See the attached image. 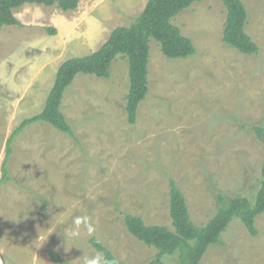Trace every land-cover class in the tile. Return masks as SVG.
<instances>
[{"label": "rangeland", "instance_id": "1", "mask_svg": "<svg viewBox=\"0 0 264 264\" xmlns=\"http://www.w3.org/2000/svg\"><path fill=\"white\" fill-rule=\"evenodd\" d=\"M247 33L259 47L244 55L223 41L227 10L219 0L195 2L173 19L196 54L165 57L150 40L149 93L135 125L127 122L129 63L117 56L109 78L78 74L62 112L76 140L36 122L13 140L2 183L6 145L22 122L44 109L61 65L97 51L118 27L130 26L148 0H80L74 11L25 4L14 10L20 26L0 27V259L4 264H68L84 250L59 233L74 215L88 214L98 240L124 264H179L176 256L138 241L124 214L172 227L169 179L186 197L196 225L220 208L219 196L254 201L264 144L252 128L264 127V0H242ZM61 205V206H57ZM55 227L51 222L55 215ZM257 236L234 218L201 264H264V215ZM87 237L78 246L96 250ZM78 264V262H73Z\"/></svg>", "mask_w": 264, "mask_h": 264}, {"label": "trees", "instance_id": "2", "mask_svg": "<svg viewBox=\"0 0 264 264\" xmlns=\"http://www.w3.org/2000/svg\"><path fill=\"white\" fill-rule=\"evenodd\" d=\"M204 0H148L143 12L130 26L114 29L108 40L95 52L66 60L59 68L54 85L49 92L44 109L38 115L22 122L11 135L6 145V156L2 164V180L7 182L9 172L8 159L12 153L15 137L28 125L36 122L50 124L58 131L70 135L76 140L72 127L62 112V102L66 90L73 84L78 74L109 78L111 66L117 56L123 55L129 63L130 88L126 97L127 122L135 125L138 109L149 93L150 40L161 46L165 57L171 60L186 59L196 54L195 47L188 37L173 24V19L189 9L195 2ZM227 10L223 30V41L229 47L244 55H255L259 47L247 33L248 11L242 0H219ZM25 4H38L47 7L57 6L61 10L74 11L80 0H0V27L20 26L14 10ZM257 138L264 144V127L252 128ZM170 217L172 227L154 224L148 225L141 216L124 214V224L128 232L138 241L158 251V257L176 256L179 264H201L211 246L221 244V236L234 218L245 225L249 234L257 236L256 219L264 215V163L261 180L254 201L237 196L227 201L219 196L220 208L205 225H196L192 220L185 195L173 179H169ZM90 245L97 251L102 250L109 257L115 254L103 245L98 238L89 239ZM49 256L55 263L68 262L50 251ZM121 264H124L121 262ZM154 264H159L157 261Z\"/></svg>", "mask_w": 264, "mask_h": 264}, {"label": "clouds", "instance_id": "3", "mask_svg": "<svg viewBox=\"0 0 264 264\" xmlns=\"http://www.w3.org/2000/svg\"><path fill=\"white\" fill-rule=\"evenodd\" d=\"M62 207L66 208V211L54 216L53 221L51 222V227L48 230L54 229L56 217H62L65 214L71 213L70 208L65 206ZM97 231V225L95 224L93 217L84 214L74 215L71 219V224L63 226L60 230H52L51 233H59L63 237L66 244L65 251L70 252L73 247H78L84 250V255L73 262H78V264H121L119 257H109L102 250H97L89 255L84 248L78 246L77 242L84 237L95 239ZM73 262H70V264H73Z\"/></svg>", "mask_w": 264, "mask_h": 264}, {"label": "built area", "instance_id": "4", "mask_svg": "<svg viewBox=\"0 0 264 264\" xmlns=\"http://www.w3.org/2000/svg\"><path fill=\"white\" fill-rule=\"evenodd\" d=\"M0 264H4L1 259H0Z\"/></svg>", "mask_w": 264, "mask_h": 264}]
</instances>
